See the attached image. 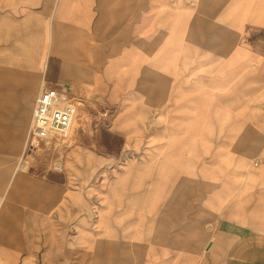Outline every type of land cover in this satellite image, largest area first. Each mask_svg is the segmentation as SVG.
Listing matches in <instances>:
<instances>
[{
	"label": "crops",
	"instance_id": "obj_1",
	"mask_svg": "<svg viewBox=\"0 0 264 264\" xmlns=\"http://www.w3.org/2000/svg\"><path fill=\"white\" fill-rule=\"evenodd\" d=\"M150 3L0 0V264H26L30 218L54 215L47 183L16 170L43 82L82 100L113 90L116 135L168 140L160 198L126 211L146 220L148 263L264 264V0H226L205 30L181 8L161 39L140 17Z\"/></svg>",
	"mask_w": 264,
	"mask_h": 264
},
{
	"label": "rangeland",
	"instance_id": "obj_2",
	"mask_svg": "<svg viewBox=\"0 0 264 264\" xmlns=\"http://www.w3.org/2000/svg\"><path fill=\"white\" fill-rule=\"evenodd\" d=\"M151 1L148 9L140 10V17L152 19L155 38L161 39L165 22L177 18L181 8L196 7L205 30L226 0ZM205 63H210V57L204 54ZM111 93L113 90H85L86 100L77 99L86 111L77 116L79 123L69 140L60 146V142L38 145L28 157L26 173L51 189V198L42 201V210L52 209L54 215L52 219L47 214L30 218L35 229L29 233L32 255L26 264H153L148 263L152 257L144 249L146 220L135 229V219L126 211L133 198L143 204L147 193L160 198L157 194L166 187L163 178L169 176L171 146L164 137L147 135L127 141L116 135ZM76 148L84 153L85 163L69 171L66 160ZM60 199L67 200L68 206L60 207ZM72 199H79L88 211H81Z\"/></svg>",
	"mask_w": 264,
	"mask_h": 264
},
{
	"label": "built area",
	"instance_id": "obj_3",
	"mask_svg": "<svg viewBox=\"0 0 264 264\" xmlns=\"http://www.w3.org/2000/svg\"><path fill=\"white\" fill-rule=\"evenodd\" d=\"M78 99L66 91L50 87L43 82L31 117L25 147L17 161L16 170L25 171L28 157L44 143L67 142L69 131L81 108Z\"/></svg>",
	"mask_w": 264,
	"mask_h": 264
},
{
	"label": "bare ground",
	"instance_id": "obj_4",
	"mask_svg": "<svg viewBox=\"0 0 264 264\" xmlns=\"http://www.w3.org/2000/svg\"><path fill=\"white\" fill-rule=\"evenodd\" d=\"M80 106H82V107L80 108V110H79V112H78V115H79L80 113H83V112L86 111V110H85V109H86V106H85L84 103L80 102ZM78 123H79V122H78ZM78 123L76 122V120L74 121V123H73V125H72V127H71V129H70V131H69V135H70L71 131L73 130V127H74L75 125H77Z\"/></svg>",
	"mask_w": 264,
	"mask_h": 264
}]
</instances>
